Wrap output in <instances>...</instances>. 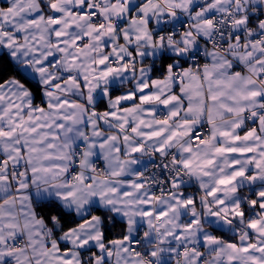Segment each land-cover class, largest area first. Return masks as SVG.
<instances>
[{"label": "clouds", "instance_id": "9594fccd", "mask_svg": "<svg viewBox=\"0 0 264 264\" xmlns=\"http://www.w3.org/2000/svg\"><path fill=\"white\" fill-rule=\"evenodd\" d=\"M0 24V264H264V0H6Z\"/></svg>", "mask_w": 264, "mask_h": 264}, {"label": "snow or ice", "instance_id": "6c2138e0", "mask_svg": "<svg viewBox=\"0 0 264 264\" xmlns=\"http://www.w3.org/2000/svg\"><path fill=\"white\" fill-rule=\"evenodd\" d=\"M18 2H19V3H23V0H18ZM85 2H86V0H85ZM52 7H53L54 9L56 8V3H55V2L52 4ZM8 11L11 12V13H13V15H16V13H15V11H14V9H13L12 7H9V8H8ZM21 11H23V9H21ZM85 15H86V13L82 14V18H83ZM2 19H3V21L7 22L8 17L5 16V17H3ZM49 19H50V21H51L53 24H57V25H58V24L60 23V18H59V16L49 17ZM206 22L209 23V24L212 23L211 20H208V21H206ZM29 23H35V20H30ZM3 27H4V25H3V24H0V30H2ZM101 27H102V26H101ZM55 34H56L57 37H63L64 35H66L65 33L61 32V31H57ZM3 35H4V36H7L8 33L5 31V32H3ZM72 43H73V44H76V43H78V40H74ZM61 50L63 51V49H61ZM73 59H75V57H73ZM106 59H107L106 57H105V58H102V59H100V60L98 61V63L103 64V63L105 62ZM9 69H10V65H9V66H5L4 68H0V87L3 86L4 81H5V79L7 78L6 74H7V72L9 71ZM109 71H111V70H109ZM105 74H107V73H105ZM70 79H71V77H70ZM144 87H147V85H145ZM249 96L252 97V98H256V97H261L262 94H261L259 91H257V90H253V91H251V92L249 93ZM140 99H141L142 101H149V100H152V99L159 100L160 97H159V96H155V97H154V96H151V95H147V96H142ZM178 99H179V97H176V96H169L167 99H164V100L162 101V103L165 104V105H167V104H170V103H172V102H174V101H176V100H178ZM212 99H215V96H213ZM65 103H66V102H65ZM261 107L264 108V104H262ZM229 110H231V109H229ZM241 110H243V109H241ZM177 114H178V113L175 112V111H173V112L171 113V115H173V116H175V115H177ZM255 115H256V114L253 113V116H255ZM260 121H261V123H264V116H260ZM166 122H167V121H163V123H166ZM184 123H185V124H188V123H190V122H189V121H185ZM236 126L238 127V125H236ZM133 131H135V129H133ZM253 131H254V130H253ZM11 134H12L11 132H7V133H6V132H4L2 129H0V136H5V135H9V136H10ZM176 134H177V133H173V135H176ZM152 135H160V132L152 133ZM221 135H222V136H228V135H230V133L227 132V131H225V132H221ZM251 135H252V131H249L248 133H246V137L251 136ZM197 139H199V137H197ZM233 139H234V140H239L240 137H239V136H236V137H234ZM216 150H217L218 152H224V151H226V152H237V151H239V152H244V151H251V149H237V148H223V147H221V148H217ZM5 163H7V161H5ZM186 163H187V162H186ZM209 163H211V161H209ZM224 182H226V181H221V183H224ZM137 187H140V185H137ZM262 195H264V194H262ZM260 207H261V208H264V204L260 205ZM150 214H151V213H146V215H150ZM258 225H259V221L254 220V221L251 222L250 227H251V228H257ZM209 239H212V238H209ZM229 246L232 247V248H235V247H236L235 244H231V245H229ZM101 247H102V246H101ZM253 247H254V245H253ZM242 250L245 251V252H247V251H248V248L245 247V248H243ZM261 251H264V249H261ZM65 255H67V253H65ZM62 264H72V260H71V259H64L63 262H62Z\"/></svg>", "mask_w": 264, "mask_h": 264}, {"label": "crops", "instance_id": "0c3cea01", "mask_svg": "<svg viewBox=\"0 0 264 264\" xmlns=\"http://www.w3.org/2000/svg\"><path fill=\"white\" fill-rule=\"evenodd\" d=\"M0 6H6V0H0Z\"/></svg>", "mask_w": 264, "mask_h": 264}, {"label": "trees", "instance_id": "16d2710c", "mask_svg": "<svg viewBox=\"0 0 264 264\" xmlns=\"http://www.w3.org/2000/svg\"><path fill=\"white\" fill-rule=\"evenodd\" d=\"M11 69H9V71H10Z\"/></svg>", "mask_w": 264, "mask_h": 264}]
</instances>
